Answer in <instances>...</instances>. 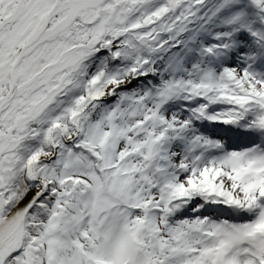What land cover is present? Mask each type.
Returning <instances> with one entry per match:
<instances>
[{
  "label": "snow or ice",
  "instance_id": "1",
  "mask_svg": "<svg viewBox=\"0 0 264 264\" xmlns=\"http://www.w3.org/2000/svg\"><path fill=\"white\" fill-rule=\"evenodd\" d=\"M0 264H264V0H0Z\"/></svg>",
  "mask_w": 264,
  "mask_h": 264
}]
</instances>
